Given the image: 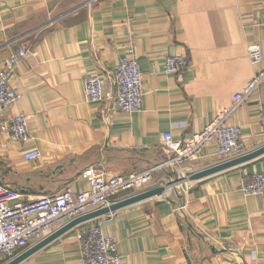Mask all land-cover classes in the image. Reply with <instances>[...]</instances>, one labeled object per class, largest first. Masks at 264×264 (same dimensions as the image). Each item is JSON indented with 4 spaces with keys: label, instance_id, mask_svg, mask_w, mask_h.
<instances>
[{
    "label": "crops",
    "instance_id": "crops-1",
    "mask_svg": "<svg viewBox=\"0 0 264 264\" xmlns=\"http://www.w3.org/2000/svg\"><path fill=\"white\" fill-rule=\"evenodd\" d=\"M263 10L264 0H0V69L20 48L28 50L10 80L23 96L4 114H26L31 133L21 141L0 131V181L32 201L89 189V171L114 176L155 167L150 188L175 179L164 134L183 140L203 129L264 68V56L257 65L248 56L253 43L264 53ZM168 55L187 56L189 66L165 73ZM131 56L144 74L145 95L139 110L126 113L110 80ZM99 73L106 98L92 102L85 78ZM262 103L264 82L229 118L242 129L243 153L224 157L212 144L190 167L200 171L264 146ZM33 149L41 155L27 160ZM262 171L264 154L195 180L186 192L84 223H103L124 264H264V194L240 190L244 177ZM80 227L20 264H82Z\"/></svg>",
    "mask_w": 264,
    "mask_h": 264
},
{
    "label": "built area",
    "instance_id": "built-area-1",
    "mask_svg": "<svg viewBox=\"0 0 264 264\" xmlns=\"http://www.w3.org/2000/svg\"><path fill=\"white\" fill-rule=\"evenodd\" d=\"M248 50L251 62L254 65L261 63L264 56L262 46L253 43ZM27 53V49L20 48L0 69V131L21 141L31 139L28 116L19 114L7 117L4 113L23 96L22 92L11 85L10 80ZM188 66L189 59L185 55H168L164 59V71L167 74L181 72ZM262 82L264 68L248 81L242 92L235 95L231 108L219 111L210 123L190 137L179 140L171 132L164 134L165 146L172 154L166 164L177 168L178 177L158 181L156 187L172 183L161 196L168 197L173 190L186 192L191 188L193 181L189 177L196 171L189 164L199 160L208 146L214 144L216 152L224 157L243 153L242 129L239 125L230 123L229 118L235 109L254 94ZM110 83L114 85V98L119 109L132 113L141 108L145 95L144 74L135 56L124 57L119 61L111 73ZM103 84L101 73L86 76L85 91L90 101L105 100ZM260 117L264 127V103L260 105ZM40 155L41 151L38 149L24 153L27 160L37 159ZM156 169L152 167L114 176H108L102 170L89 171V189L75 193L67 188L58 194L32 201H24L20 192L0 181V260L14 259L22 250L31 246V240L36 244L72 220L110 206L116 202L114 198L124 192L134 195L150 189ZM240 190L244 195L264 194V171L244 177ZM85 223L80 224L78 230L82 264H124L118 239L104 232L103 223L90 226Z\"/></svg>",
    "mask_w": 264,
    "mask_h": 264
},
{
    "label": "water",
    "instance_id": "water-1",
    "mask_svg": "<svg viewBox=\"0 0 264 264\" xmlns=\"http://www.w3.org/2000/svg\"><path fill=\"white\" fill-rule=\"evenodd\" d=\"M264 154V146L260 147L259 149H256L255 151H252L250 153L223 161L221 163H218L216 165H213L211 167L202 169L200 171L194 172L190 177V181H195L201 178H204L206 176H209L211 174L220 172L222 170L228 169L230 167L239 165L241 163L247 162L249 160H252L260 155ZM172 183H169L168 185L165 186H157L150 188L148 190H145L143 192L131 195L129 197H126L124 199H121L119 201L114 202L110 206L102 207L100 209H97L95 211H92L90 213H87L81 217H78L71 222L65 224L64 226L58 228L54 232H52L50 235L39 241L38 243L34 244L24 252L20 253L17 255L14 259L8 261L5 264H20L22 261H24L26 258L34 254L36 251L40 250L44 246H46L48 243L59 237L60 235L64 234L65 232L71 230L75 226L87 222L89 220H92L94 218L106 215L108 213H111L119 208H122L124 206L142 201L147 198H151L154 196H161L169 186H171Z\"/></svg>",
    "mask_w": 264,
    "mask_h": 264
}]
</instances>
